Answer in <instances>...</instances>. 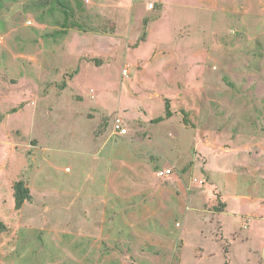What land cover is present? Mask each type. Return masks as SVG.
<instances>
[{"label":"rangeland","instance_id":"1","mask_svg":"<svg viewBox=\"0 0 264 264\" xmlns=\"http://www.w3.org/2000/svg\"><path fill=\"white\" fill-rule=\"evenodd\" d=\"M68 1L0 0V264H264V0Z\"/></svg>","mask_w":264,"mask_h":264},{"label":"trees","instance_id":"2","mask_svg":"<svg viewBox=\"0 0 264 264\" xmlns=\"http://www.w3.org/2000/svg\"><path fill=\"white\" fill-rule=\"evenodd\" d=\"M58 3L60 6H62L64 8V10L69 9V7L71 6L70 2L68 0H58ZM65 10V12H66ZM172 110L169 107V103L167 102V106H166V111H165V115L164 116H160L156 119V121H160L163 120L165 117H170L172 116ZM184 121L186 124H189V120L184 116ZM16 192H15V196L17 199V202H19L20 200L25 198L26 193L28 192V190L26 188H23L21 186V183H17L16 184Z\"/></svg>","mask_w":264,"mask_h":264},{"label":"built area","instance_id":"3","mask_svg":"<svg viewBox=\"0 0 264 264\" xmlns=\"http://www.w3.org/2000/svg\"><path fill=\"white\" fill-rule=\"evenodd\" d=\"M113 129L115 132L120 134H126L128 132V128L124 125L122 117L116 116L113 120ZM171 172V169H160L157 172V175L160 177L166 176Z\"/></svg>","mask_w":264,"mask_h":264}]
</instances>
